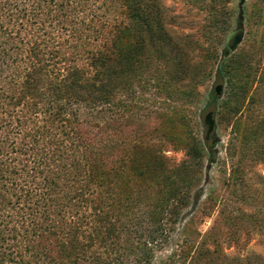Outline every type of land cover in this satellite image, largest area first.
Here are the masks:
<instances>
[{
  "label": "trees",
  "instance_id": "trees-1",
  "mask_svg": "<svg viewBox=\"0 0 264 264\" xmlns=\"http://www.w3.org/2000/svg\"><path fill=\"white\" fill-rule=\"evenodd\" d=\"M218 12L209 6L210 17ZM187 39L168 30L162 0H0V264H100L95 249L122 242L120 226L141 231V218L151 229L142 251L169 240L170 212L186 199L172 191L161 197L155 186L149 205V188L136 185L132 164L137 151L151 150L149 171L163 179L171 163L164 126L175 117L200 125V88L220 59L206 51L189 79ZM226 60L218 81L232 66L235 81L223 107L233 99L237 121L248 120L237 123L234 147L263 155L264 116L247 112L264 86V38L251 57ZM218 98L213 91L210 100ZM191 156L172 165L198 166L200 146ZM186 249L178 255L191 256ZM148 255L135 264H147ZM228 260L264 264L261 255Z\"/></svg>",
  "mask_w": 264,
  "mask_h": 264
},
{
  "label": "rangeland",
  "instance_id": "rangeland-1",
  "mask_svg": "<svg viewBox=\"0 0 264 264\" xmlns=\"http://www.w3.org/2000/svg\"><path fill=\"white\" fill-rule=\"evenodd\" d=\"M162 4L167 28L173 37L188 38L187 49L193 67L189 79L198 72L197 68L203 66L206 51H215L220 59L214 66L216 71L211 80L200 88L205 97L200 109V125H186L181 117H175L174 123L166 124L160 133L162 143L165 141V154L171 162L165 165L169 169L165 177L158 179L156 170L154 173L149 171L148 155L152 158L151 150L137 151L132 164L133 173L138 176L136 185L149 188V205L155 200V186L156 192H163L161 197L172 191L175 199L185 198L186 205L179 213L171 210V217L176 218L175 229L168 241L159 238V243L150 244L153 250L149 253L147 249L142 251L141 246L145 248L143 242L149 239L148 231L151 229L147 219L141 218L134 221H139L141 231L136 232L133 227L127 232L120 226L119 235L123 241H114L110 246L100 245L95 249L100 253L96 256H100V264H135L140 256L145 259L146 254H149L147 264H163L174 254L175 258L169 263L190 264L194 252L200 248L202 250L196 255L198 264H229L228 258L241 254L264 256V154L245 156L240 149H235L237 123L243 125L244 121H248L243 116L237 121L233 99L230 105L223 107L235 81V66L226 68L229 70L225 72L223 81H218L217 74L223 59H227L228 65L229 61L251 57L259 49L264 38V0H162ZM209 6L219 10L214 17L209 15ZM224 22L226 25H223ZM241 29L243 38L236 50L229 53L228 42ZM217 82L224 85L223 96L211 101L210 95ZM256 93L247 117L259 120L264 116V86ZM179 94L182 93L179 91ZM211 107H216V130L207 139L208 127L204 117ZM147 115L142 116L148 119ZM155 125L156 121L151 119L150 126ZM197 146L203 150L198 166L188 171L172 165L174 162L182 165L184 161H192L191 155ZM174 172L180 175L175 178ZM187 184L191 186L185 192ZM133 187L135 191V185ZM162 216L166 217L167 213ZM238 242L240 245H237ZM184 246L187 251H192L191 256L178 255ZM89 263L91 261L86 264Z\"/></svg>",
  "mask_w": 264,
  "mask_h": 264
},
{
  "label": "water",
  "instance_id": "water-1",
  "mask_svg": "<svg viewBox=\"0 0 264 264\" xmlns=\"http://www.w3.org/2000/svg\"><path fill=\"white\" fill-rule=\"evenodd\" d=\"M242 38H243V30L241 29L235 35H233L232 38L229 40L228 42L229 53L236 50ZM223 91H224V85L222 83L217 82L214 88L215 95L221 98L223 96ZM215 108L216 107H211L207 111L204 117L205 124L208 127L207 139H210V137L215 134V130H216V117H215L216 109Z\"/></svg>",
  "mask_w": 264,
  "mask_h": 264
}]
</instances>
